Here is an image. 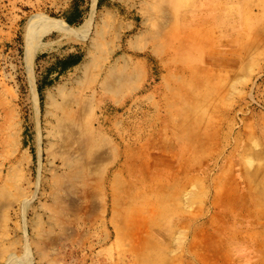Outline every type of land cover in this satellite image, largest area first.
Segmentation results:
<instances>
[{
    "label": "rangeland",
    "instance_id": "obj_1",
    "mask_svg": "<svg viewBox=\"0 0 264 264\" xmlns=\"http://www.w3.org/2000/svg\"><path fill=\"white\" fill-rule=\"evenodd\" d=\"M0 264H264V0H0Z\"/></svg>",
    "mask_w": 264,
    "mask_h": 264
},
{
    "label": "bare ground",
    "instance_id": "obj_2",
    "mask_svg": "<svg viewBox=\"0 0 264 264\" xmlns=\"http://www.w3.org/2000/svg\"><path fill=\"white\" fill-rule=\"evenodd\" d=\"M95 1V0H94ZM35 23H36V25H37V28H38V33L39 34H46V33H48V32H50V31H57V32H61V33H63L64 35H65V37H69V36H71V35H76L77 33L75 32V31H73V30H71V29H69L68 28V26H67V24L65 23V22H63V21H60V20H58V19H53V18H47L46 16H42V15H39L36 19H35ZM90 23V20L87 18L86 20H85V22L82 24V26L79 28V29H81V28H83V27H87V25ZM78 31V30H77ZM38 34V35H39ZM33 35V34H32ZM27 47H26V57L28 56V58H31V57H33V55H35L36 54V51H38L41 47H39V45L38 44H36V43H34V42H32V40H30V39H28L27 40ZM29 64H30V62H29ZM86 67H87V65H86ZM85 67V68H86ZM29 69H31V66L29 67ZM114 69H116V68H114ZM113 71V70H112ZM111 71V72H112ZM122 71H124L123 69H122ZM111 72H108V73H111ZM114 73H117L118 74V72H114ZM119 73H121V70H119ZM125 73V72H124ZM120 76H121V74H119ZM116 76H118V75H116ZM120 76H118V78L120 77ZM111 77H112V74H111ZM129 77H130V75H129ZM119 82V81H118ZM27 87L30 89V93L31 92H33V97H34V95H36L35 93H37L38 92V89L39 88H37V85L35 84V83H33V81H32V79L30 78V79H28L27 80ZM48 92H50V91H48ZM32 94V93H31ZM50 97V96H49ZM52 98V97H51ZM53 103H54V101H53ZM60 109H61V107H59ZM67 108H68V106H67ZM58 109V108H57ZM65 110H67V109H65ZM61 121H62V119H61ZM61 123V122H60ZM61 125V124H60ZM59 128V127H58ZM65 128V127H64ZM66 129V128H65ZM59 130H60V128H59ZM71 130V129H70ZM66 131V130H65ZM60 132V131H59ZM64 133V132H63ZM59 134V133H58ZM66 134V133H65ZM74 134V133H73ZM73 134H71L70 133V135L69 134H67V138H68V135L69 136H71V135H73ZM62 137V136H61ZM64 137V136H63ZM67 138H65L66 139V141L64 142V143H66V142H68L69 141V139L71 140V139H73L72 137L71 138H69L68 139V141H67ZM70 142V141H69ZM64 145V144H63ZM66 145V144H65ZM194 238H196V237H194Z\"/></svg>",
    "mask_w": 264,
    "mask_h": 264
},
{
    "label": "crops",
    "instance_id": "obj_3",
    "mask_svg": "<svg viewBox=\"0 0 264 264\" xmlns=\"http://www.w3.org/2000/svg\"><path fill=\"white\" fill-rule=\"evenodd\" d=\"M79 19H80V17L76 18L75 20L73 19L72 21H74V22H75V21H79Z\"/></svg>",
    "mask_w": 264,
    "mask_h": 264
}]
</instances>
